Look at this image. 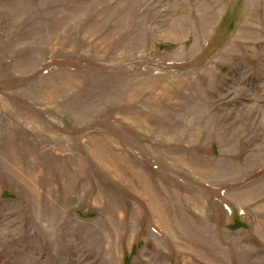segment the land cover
Listing matches in <instances>:
<instances>
[{
  "label": "rangeland",
  "instance_id": "374dc122",
  "mask_svg": "<svg viewBox=\"0 0 264 264\" xmlns=\"http://www.w3.org/2000/svg\"><path fill=\"white\" fill-rule=\"evenodd\" d=\"M0 264H264V0H0Z\"/></svg>",
  "mask_w": 264,
  "mask_h": 264
}]
</instances>
